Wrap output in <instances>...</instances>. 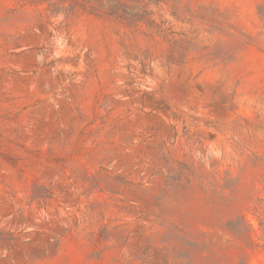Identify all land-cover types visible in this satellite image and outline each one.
Returning a JSON list of instances; mask_svg holds the SVG:
<instances>
[{
	"label": "rangeland",
	"instance_id": "rangeland-1",
	"mask_svg": "<svg viewBox=\"0 0 264 264\" xmlns=\"http://www.w3.org/2000/svg\"><path fill=\"white\" fill-rule=\"evenodd\" d=\"M0 264H264V0H0Z\"/></svg>",
	"mask_w": 264,
	"mask_h": 264
}]
</instances>
